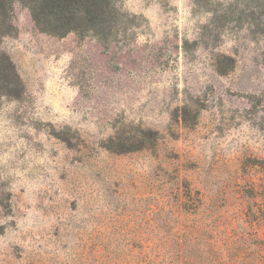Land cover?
<instances>
[{"label": "rangeland", "instance_id": "1", "mask_svg": "<svg viewBox=\"0 0 264 264\" xmlns=\"http://www.w3.org/2000/svg\"><path fill=\"white\" fill-rule=\"evenodd\" d=\"M46 1L0 0V264H264V0Z\"/></svg>", "mask_w": 264, "mask_h": 264}, {"label": "trees", "instance_id": "2", "mask_svg": "<svg viewBox=\"0 0 264 264\" xmlns=\"http://www.w3.org/2000/svg\"><path fill=\"white\" fill-rule=\"evenodd\" d=\"M46 2L51 5V9H54V11L52 10L50 13H53L54 16L59 19L63 18L73 21L74 18L79 19L81 17L79 21L85 22V18H82L83 14L101 13L99 10H96L98 7L97 0H47ZM100 21L101 20H98L97 17H94V21L89 20L86 24L94 31L96 30V27L101 24ZM78 23L81 24L80 22ZM102 29L104 28L102 27Z\"/></svg>", "mask_w": 264, "mask_h": 264}]
</instances>
